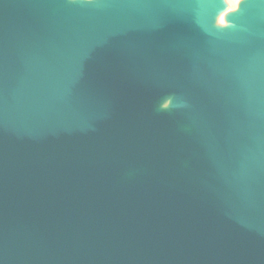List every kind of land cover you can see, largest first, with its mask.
Wrapping results in <instances>:
<instances>
[{
  "label": "water",
  "instance_id": "obj_1",
  "mask_svg": "<svg viewBox=\"0 0 264 264\" xmlns=\"http://www.w3.org/2000/svg\"><path fill=\"white\" fill-rule=\"evenodd\" d=\"M0 264H264V0H0Z\"/></svg>",
  "mask_w": 264,
  "mask_h": 264
}]
</instances>
